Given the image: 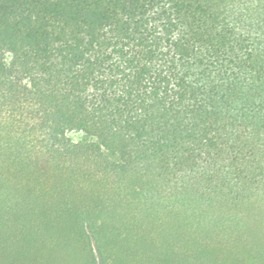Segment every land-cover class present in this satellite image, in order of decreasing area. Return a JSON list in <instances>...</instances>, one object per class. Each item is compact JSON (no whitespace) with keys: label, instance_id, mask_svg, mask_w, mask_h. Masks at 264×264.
<instances>
[{"label":"trees","instance_id":"obj_1","mask_svg":"<svg viewBox=\"0 0 264 264\" xmlns=\"http://www.w3.org/2000/svg\"><path fill=\"white\" fill-rule=\"evenodd\" d=\"M0 264H264V0H0Z\"/></svg>","mask_w":264,"mask_h":264}]
</instances>
